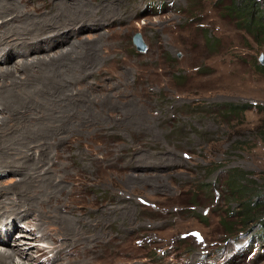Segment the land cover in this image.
Returning <instances> with one entry per match:
<instances>
[{
  "label": "rangeland",
  "instance_id": "1",
  "mask_svg": "<svg viewBox=\"0 0 264 264\" xmlns=\"http://www.w3.org/2000/svg\"><path fill=\"white\" fill-rule=\"evenodd\" d=\"M2 2L15 5L10 7L14 16L3 14L7 20L14 17L15 25L49 20L62 32L60 40L67 39L54 51L31 56L76 51L61 59L69 63L64 70H70L57 91L61 100L51 95L52 102L38 92L52 105L46 115L55 118L56 127L42 130L49 138L41 145L48 146L44 165L35 170L48 167L54 190H34L45 199L43 207L37 204L40 218L64 212L74 235L63 240L56 223L43 221L36 229V220H18L35 228L36 240H28L38 245V254L59 239L56 249L26 264H52L63 241L75 245L60 253L72 264H264V249L247 243L241 223L238 235L226 233L227 223L238 221L233 213L240 203L229 194L230 171L247 172L264 190V112L259 108L264 105V43L228 14L231 0ZM74 3L80 6L71 7ZM49 32L28 38L17 32L11 42L24 38L34 48L36 36ZM136 32L144 50L134 43ZM30 68L36 76H47V71L37 73L39 66ZM45 82L47 88L53 85ZM26 87L36 85L15 88V93L23 95ZM226 103L252 107L227 114ZM34 106L32 116L39 114ZM11 113L4 107L0 117ZM32 121L35 127L45 119ZM10 124L3 133L7 138L29 130L25 121L8 129ZM23 173L30 180L32 172ZM19 178L18 172L0 167L1 187H12ZM9 196L5 201L17 198Z\"/></svg>",
  "mask_w": 264,
  "mask_h": 264
},
{
  "label": "bare ground",
  "instance_id": "2",
  "mask_svg": "<svg viewBox=\"0 0 264 264\" xmlns=\"http://www.w3.org/2000/svg\"><path fill=\"white\" fill-rule=\"evenodd\" d=\"M2 5H3V2L0 4V20L5 19L3 17L4 13L12 15L14 11H12V9L10 10V7L13 8L15 6V5L13 6L12 4H10L8 8ZM69 5L66 7V10H68V12H72ZM73 6H80V4L75 5L74 3V5H72L71 7ZM79 11L80 10L74 11L73 13H71V15H76L77 13L79 14L80 13ZM13 19L14 17L11 18L10 20L5 19V21H3L2 24L0 25V34L1 32H5L2 35H0V65L1 66H3V64L4 66L5 64L8 65L0 69V102H1L0 104L2 106V109L0 111H3L4 107H6L7 110L9 108L12 109V113L10 115L8 116L3 115V117H0V160L6 161V164L0 161V167L11 168V171H13L14 173L18 172L20 174V178L18 179V181H16L15 183L16 185L9 187V188H7V186L6 188L1 187V184H0V218L4 216H7L6 218H8L2 224V226L4 227V231L1 232L0 230V247L5 248V249L0 248V264H26L27 261L29 260L34 261L35 259H38L40 256L47 254V252L53 251L54 249H56L53 246V244L59 240L56 238L53 240L54 242L51 240L52 246L45 245L40 248L38 247L39 250L41 251L39 254L37 251L38 245L35 246L34 244L35 242L28 240V239L36 240L37 236L33 237L34 236L33 231L35 230V228L39 229L43 221H51L53 223H56L58 227H60L59 230L61 231V235L62 236L64 235L62 237L63 240L66 238L68 239L71 238L74 235L73 232L75 230V228L73 227V224L69 222L68 220H66L67 216L63 214L64 212L62 213V212L56 211L54 213V216L47 215L49 217H45V218H40L42 217L40 216L41 214H37V204L39 203V205L42 207L45 205L43 202L45 199L38 196L37 193L39 192L50 193L51 190L50 192H48L47 189L54 190V184L51 181H49L51 171L49 169L46 171L48 167H45L42 171H36L35 167L43 166L45 162L44 151H45V147L48 146L47 142H48L49 134H47L46 132H42L43 128H50V127L55 128L56 127L55 122H54L55 118L52 116L46 115V113H48L46 111V107L49 106L50 109H52V105L51 106L47 105L46 104L47 101H44L45 98L40 97V95H38V92L39 94L44 92L46 96H50L49 100L52 102H55L56 100L52 99L51 95H55V97H57V100L59 101L61 100L60 98H62L61 97L62 94L60 93L61 94L60 95L57 91L58 89H61L60 87L61 85H64L62 84V79L65 78L66 72L68 71L70 72V70L66 71L63 68L64 66L69 64L68 61L65 60V62L62 63L64 60L62 61L61 59L62 57H67L70 59L71 55L75 54L76 51H75V48H69L71 50L70 51L65 50L67 51L66 53H62L60 51L62 53L60 54V56H52L51 54L41 55V57L31 56V54L39 53L41 51L45 53H49L51 50H48V49H52V51H54L57 48H59L60 45L64 44L67 39L60 40V37L63 35L62 32L57 31L56 30L57 28L55 29L56 25L53 26L54 25L53 24L52 26H50L49 20H47V22H43L41 20L40 21L35 20L32 22L28 21V23L25 25L17 26L13 23ZM43 26L45 28H43ZM47 28L51 32L45 33L44 36H42V34L36 36L37 39L34 40V48H31L28 40L24 38H21V39L18 38V41H19L18 43L11 42L12 37H17L15 35V33L17 32L21 33V36L23 35L24 37L28 38V37H32L36 35V33H39L42 30L46 31ZM64 33H67V32H64ZM47 35H53V36H56V38L54 37L50 39V36L48 38ZM5 40L6 42H4ZM2 44L4 45L2 46ZM91 44L94 45V43H91ZM32 57H33L32 61L29 62V60L27 59H30ZM14 63L15 65L12 66L11 64H14ZM25 66H27L30 70L26 71V68L23 69V67ZM34 66L40 67V70H37L38 71L37 73L39 74L41 73L42 70L47 71V76L46 75H41L40 77L38 75L36 76L35 72L31 70L30 68ZM7 72L12 73L13 75L9 77L4 76V74H8ZM21 72L22 74H24V76L18 75ZM11 78L13 79L11 80ZM56 79H58L59 82L55 81ZM45 81L53 82L52 83L53 85L51 86V88H47L43 85V82ZM10 83H13V85H9ZM27 84L28 85L34 84L36 85V88L31 89V88L26 87L25 89H23L25 90V93H23V95H19L15 93V88H24V86H26ZM9 95H11L12 97H10ZM3 96H4V99L2 101ZM35 104H39V105H35ZM24 106L27 108H24L22 113L17 111V110L22 109ZM31 106H34L38 110V113H39L38 115L32 116L29 114ZM13 117L15 118L14 120H13ZM35 118H37V121L43 120V119H45V121L43 122L42 125L34 127L33 126L34 121L32 120ZM24 121L27 123L26 126H28V129H29L28 131H25V132L21 131L20 133L16 132V134L8 138L6 137L7 135L3 136L4 130L6 128L5 126L6 124L11 123L9 125L10 127L8 128V129H11L14 126ZM24 136H26V138L22 140L21 137H24ZM45 140L47 141L46 146L42 147L41 144ZM26 141H31L32 143L27 144ZM36 146H38V149H39L38 153L36 151L35 152L33 151V148ZM13 153L15 154L13 155ZM32 158L33 160H35V162H30ZM23 172H32V174L31 173L28 174V176L32 175L30 177V180L27 177V174H24ZM37 174H39L38 181H34L33 177L36 176ZM38 182L41 184L37 185ZM25 183L26 185L25 187H23L22 184H25ZM47 186H49V188L46 189ZM38 187L39 189H37ZM35 189L37 190L41 189V190L36 193L34 192ZM9 195H16L17 198L15 199L12 198V200L10 199V200L5 201V198L9 199V197H11ZM78 207H81V206L79 205ZM11 217L12 219L9 220V218ZM18 220H25L24 222H27V223L34 222L36 220L37 222L35 223H37V225L35 226V228L33 227L26 228L24 226H21L20 223L18 224L17 223ZM48 224L50 225L49 222ZM65 227H66V230L69 231V233L65 232L66 231ZM50 232H53V231H50ZM42 236H45V233ZM59 243L61 242L59 241ZM69 243H71V241L70 242L63 241L60 244V246L56 250L55 257L52 261V264H56L57 261H59V264H72L71 263L72 259H69L68 261H64L62 260L63 258L60 255L61 252L65 251L64 249ZM73 244L71 246V249L74 248L75 246ZM69 246L70 245H68L67 247ZM17 256L21 259L20 261L14 260V258H16ZM28 256H30L31 258H28Z\"/></svg>",
  "mask_w": 264,
  "mask_h": 264
},
{
  "label": "trees",
  "instance_id": "3",
  "mask_svg": "<svg viewBox=\"0 0 264 264\" xmlns=\"http://www.w3.org/2000/svg\"><path fill=\"white\" fill-rule=\"evenodd\" d=\"M227 9L231 17L237 18L239 24L244 25L250 34L264 43V0H231ZM261 68L264 67L261 65ZM251 107V104L226 103L223 111L234 114ZM259 108L264 112V105ZM247 175V172L236 168L228 176L229 194L240 203L239 209L233 213L238 221L228 222L226 233L238 235L240 231L237 225L241 223L243 232L246 231L249 237L264 244V190L259 188L257 181L247 178Z\"/></svg>",
  "mask_w": 264,
  "mask_h": 264
},
{
  "label": "water",
  "instance_id": "4",
  "mask_svg": "<svg viewBox=\"0 0 264 264\" xmlns=\"http://www.w3.org/2000/svg\"><path fill=\"white\" fill-rule=\"evenodd\" d=\"M132 38H133V40H134V43L136 44V46H137L139 49H142V50L145 49V45H144V42H143V38L141 37V34H140L139 32H136V33L133 35ZM260 61L264 64V61H263V54L261 55Z\"/></svg>",
  "mask_w": 264,
  "mask_h": 264
}]
</instances>
